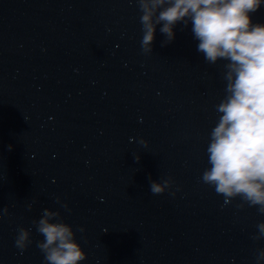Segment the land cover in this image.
Wrapping results in <instances>:
<instances>
[{
    "label": "water",
    "instance_id": "obj_1",
    "mask_svg": "<svg viewBox=\"0 0 264 264\" xmlns=\"http://www.w3.org/2000/svg\"><path fill=\"white\" fill-rule=\"evenodd\" d=\"M141 15L130 0H0V264H45L32 222L46 208L80 264H257L264 214L201 179L225 62L205 61L190 24L163 46L157 25L144 53Z\"/></svg>",
    "mask_w": 264,
    "mask_h": 264
},
{
    "label": "clouds",
    "instance_id": "obj_2",
    "mask_svg": "<svg viewBox=\"0 0 264 264\" xmlns=\"http://www.w3.org/2000/svg\"><path fill=\"white\" fill-rule=\"evenodd\" d=\"M130 2L136 3L142 13L144 53L152 52L157 25L162 24L160 32L166 36L163 46L175 39L176 25L190 24L199 41L197 51L205 61L225 62V96L216 105L219 115L206 149L209 167L201 179L223 196L226 204L238 198L243 201L239 207L247 204L264 214V24L251 22V14L260 9L264 0ZM140 143L147 146V141ZM135 160L139 162L140 156ZM171 185V178H167L163 183L150 180L149 187L153 194H162ZM4 213L7 208L0 209V215ZM32 223L43 237L37 247L45 264H80L86 259L72 226L63 222L59 211L46 208ZM256 227L258 232L252 239L260 240L264 238V222ZM30 235L31 229L18 228L15 246L21 253L32 243ZM256 260L257 264L264 261V249L257 251Z\"/></svg>",
    "mask_w": 264,
    "mask_h": 264
}]
</instances>
